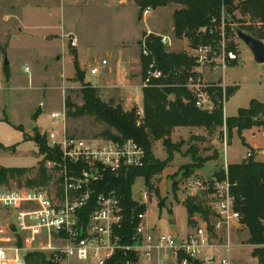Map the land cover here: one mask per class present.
Returning a JSON list of instances; mask_svg holds the SVG:
<instances>
[{"label":"rangeland","instance_id":"374dc122","mask_svg":"<svg viewBox=\"0 0 264 264\" xmlns=\"http://www.w3.org/2000/svg\"><path fill=\"white\" fill-rule=\"evenodd\" d=\"M126 2L127 0H0V166L27 168L21 182L25 178L35 177L38 167L43 163L44 155L38 153L35 142L29 138L35 130L42 136L51 130L61 131L65 128L69 135L92 139L103 137L101 134L107 129L104 123L92 116H65V120L63 119L65 97L68 96L74 104L82 103L81 84L73 78L75 69L71 53L76 52V49L70 45L71 38L79 39L80 58L86 64L81 67L85 86L107 87L117 82L123 74L118 68L114 73L107 74V66H104L97 75H91L89 70L90 64L94 65L93 58L99 63L104 58L110 64L120 61L126 68H136V38L142 29L147 32L150 26H153L151 34L171 36L172 44L164 45L165 51L191 52L188 39L180 41L174 36L170 17L174 6H168L158 16H149L147 22L138 21V16L143 15L144 10L139 11L132 1ZM142 37L143 35L139 40ZM226 42L228 50L237 54V60L227 67L224 78L221 71L212 72L211 77L222 78L229 85L237 86L233 94L227 98L222 96L221 99L223 113L226 117H232L237 115L239 109L248 108L252 99L264 102V62H256L250 49L235 33L227 32ZM119 44H128L129 47H116ZM114 49L115 56L110 58L109 53ZM138 57V76L141 81L140 50ZM4 58L8 60V65L3 64ZM214 79L207 82L211 84L208 88L213 92L220 82ZM98 90L101 100L105 102L118 98L124 100L117 88ZM140 90L137 87L130 97L132 107L142 105L141 100L139 103L135 101L136 96L141 99ZM52 112L59 113V118H52ZM244 133L246 130L242 134ZM190 134L201 135L204 131L198 128H180L173 133L172 139L186 142ZM253 142L260 144L259 134L255 133ZM155 144L154 157L165 160L167 154L163 146L159 142ZM198 146L204 148L201 152L203 156L210 157L216 150L218 157L195 169L192 175L211 176L223 166L224 161L228 164L237 163L248 151L254 159H262L261 151L256 154L253 148L244 143V137L241 141L235 128L230 134L226 126L221 133L218 132ZM186 148L187 144L182 145L180 153H175L172 161L154 179L151 189L156 190L153 192L154 199H157L158 204L164 200L162 207L154 199L146 206V221L155 236L169 231V218L175 219L178 237L189 230L186 207L179 203L185 196L186 178L183 176L185 169L182 166L191 162L190 157L184 155ZM174 183L177 189L172 187ZM15 186L17 182L10 180L1 187ZM143 189L144 182L139 177L132 186V197L139 200ZM171 192L176 197L174 202L171 201ZM0 220L6 221L1 209ZM247 237L246 230L240 228L231 236L230 264H261L252 256L253 246L247 242Z\"/></svg>","mask_w":264,"mask_h":264},{"label":"built area","instance_id":"2783aa9c","mask_svg":"<svg viewBox=\"0 0 264 264\" xmlns=\"http://www.w3.org/2000/svg\"><path fill=\"white\" fill-rule=\"evenodd\" d=\"M148 11L149 8L143 13ZM150 34L148 30L139 41L140 56L146 59L141 89L166 77L147 45ZM201 34L211 38L188 53L195 66L182 86L197 108L210 111L214 107L208 91L211 84L195 67L221 71L224 76L227 67L237 60V54L228 50L223 16L219 21L212 19ZM159 37L163 45H171L168 35ZM70 45L76 46L75 38H71ZM100 63L105 64L106 60ZM97 72L96 65L89 70L91 75ZM62 115L65 120V113ZM136 115L139 124L142 107L136 109ZM50 116L59 118V113L52 112ZM45 137L50 152L43 162L48 184L34 188L0 186V209L6 216V221L0 220V264L24 261L28 252H49L62 264H105L118 251L125 254L124 264H230V239L240 228L241 216L234 209L226 161L221 179L192 174L185 179V196L179 203L184 202L185 207L186 199L200 203L209 213L206 219L196 212L188 224L189 230L181 237L176 232L173 235L170 226L167 233L155 236L146 221V206L155 193L144 184L140 199L132 197L140 211L135 215L133 232L126 236L122 232L123 198L110 187V181L130 169L143 167L144 148L132 139L75 137L66 133L65 128L46 132ZM251 155L248 151L244 159Z\"/></svg>","mask_w":264,"mask_h":264},{"label":"trees","instance_id":"16d2710c","mask_svg":"<svg viewBox=\"0 0 264 264\" xmlns=\"http://www.w3.org/2000/svg\"><path fill=\"white\" fill-rule=\"evenodd\" d=\"M143 11L147 8L157 9L164 6H174L172 12L173 33L178 39L189 40L191 47L207 42L209 35H202L201 29L209 27L212 19L219 21L225 18L226 34L233 28L241 29L252 36L264 40V0H131ZM231 22V24H230ZM144 32L142 35H145ZM148 47L157 57V66L166 74L165 78L153 80L152 85L142 88L143 115L137 124L136 107L125 110L113 100H101L96 87L83 84L84 74L75 53L73 54L74 80L81 84L80 105L71 102L67 96L64 99L65 115L69 118L92 116L104 123L107 129L102 132L105 138L118 140L132 139L146 151V162L141 168H133L118 178L111 179L110 187L114 188L123 198L124 204V235L129 236L136 225L135 215L140 211L132 198V186L139 177L144 184L153 189L154 179L172 161L175 153H180L181 147L187 144L184 155L190 157L189 164L183 165V176L187 178L195 169L201 168L207 161L218 157L217 151L213 155L203 156L204 148L199 143L221 133L224 126L231 134L235 128L237 135L243 140L244 130L260 128L264 136V102L252 99L248 108L238 110L236 116L224 117L222 96L227 98L233 94L237 86L227 85L222 88L208 89L214 107L212 110H202L195 106L190 93L182 86L189 71L195 66V61L185 50L180 52L165 51L160 37L150 34L146 39ZM142 72L146 66V59L141 57ZM214 90V89H213ZM198 128L204 134H190L184 140L173 141V133L180 128ZM35 142L38 153L44 155L43 161L50 157L45 134L42 136L34 131L29 137ZM44 141V142H43ZM159 142L166 152L165 160H158L153 155L155 143ZM264 150V148H263ZM27 168H13L0 166V186L15 180L17 186L29 188L44 187L48 184V172L43 166L38 167L35 177L20 179L25 176ZM214 177L224 176L223 167L215 172ZM228 178L231 184V194L234 197V209L240 213V229L248 233L247 242L253 246L252 256L259 263L264 264V159L256 160L251 155L237 163L228 164ZM177 189L176 184L172 187ZM156 191V190H155ZM154 191V192H155ZM172 193V192H171ZM172 199L176 197L172 193ZM164 203L160 201L159 206ZM188 224L196 212L206 219L208 212L193 200L186 199ZM19 243V241H18ZM125 254L121 251L106 261L105 264H124ZM25 264H60L54 254L46 255L42 252H28L24 256Z\"/></svg>","mask_w":264,"mask_h":264},{"label":"crops","instance_id":"0c3cea01","mask_svg":"<svg viewBox=\"0 0 264 264\" xmlns=\"http://www.w3.org/2000/svg\"><path fill=\"white\" fill-rule=\"evenodd\" d=\"M128 1H131V0H127V2L126 3H128ZM119 2H120V0H119ZM133 2V1H132ZM126 3H121V4H126ZM168 6H164V7H159V8H157V9H149V11L147 12V13H143V15L141 14V15H139L138 16V21H143V20H147V22H148V20H149V16H151V15H155V16H158V15H160V13H162L166 8H167ZM175 8V7H174ZM174 10V9H173ZM172 12V11H171ZM138 13H139V11H138ZM170 17H171V27H172V29H173V23H172V13L170 14ZM149 23H150V21H149ZM151 27H153V26H150L146 31H148V30H152L151 29ZM145 32V30L144 29H142L141 30V32L138 34V36H137V38H136V60H137V67L136 68H131V67H129V68H126V67H124L123 65H122V63L119 61V62H115L114 64L112 63V64H110L109 63V61L108 60H106V63L105 64H101V63H99L97 60H95L94 58H93V62H94V65H96L97 66V68H98V72H97V74L99 73V71L101 70V67L103 68L104 66H107V71H106V73L107 74H111V73H114V70L116 69V68H118V70H122L123 71V74H122V77H120V79L117 81V82H115V83H113L112 85H109V86H107V87H102V85H98V86H92V87H96V88H98V89H102L103 90V88H108V87H110V88H117L118 89V93H120L121 95H122V97H124V100L123 99H110V100H113L114 102H115V104H120L125 110H128V109H130L131 107H132V105H133V102L132 103H130L131 102V96H132V94L135 92V90H136V88L137 87H139L140 88V86H139V76H138V74H139V70H140V60H139V57H138V50H139V38H140V36L143 34ZM162 35V34H161ZM73 36V35H72ZM169 37H170V39H171V44H172V38H171V36L170 35H168ZM74 37V36H73ZM75 38V40H76V46H74V48L76 49V52H72L71 54H74L75 53V55H76V57H77V60H78V63H79V66H80V68L82 67L83 68V66L84 65H86V64H83V62L81 61V58H80V52H79V50H78V46H79V39L77 38V37H74ZM178 39V38H177ZM180 41H182L183 40V38H181V39H179ZM116 47H118V48H120V47H123V48H125V47H129V45L128 44H119V45H116ZM174 52H180V51H182V50H180V51H178V50H173ZM114 53V54H113ZM115 56V49H114V51L111 53H109V57L111 58L112 56ZM57 59H58V57H57ZM101 60H104V58H102ZM101 60H100V62H101ZM118 61V60H117ZM236 61V60H235ZM234 61V62H235ZM72 62H73V56H72ZM95 63H97V64H95ZM93 63H91L90 64V66L92 67V66H94V65H92ZM231 64H233V63H231ZM230 64V65H231ZM123 66V67H122ZM90 67V68H91ZM82 68H81V70H82ZM195 69H197L198 71H200L202 74H203V78H204V80L206 81V82H210V81H213V79L214 78H212L211 77V71L209 70V69H207L206 67H195ZM132 71V72H131ZM97 74H95V75H97ZM134 74H136V75H134ZM131 75V76H130ZM142 75H143V72H142ZM222 75V74H221ZM223 78H224V76H222ZM73 78H74V76H73ZM142 78V77H141ZM125 79V80H124ZM216 79H218V81H220V82H218L217 83V86L218 87H220V88H222V90H224V87L225 86H227V85H229L227 82H225L222 78L220 79V78H216ZM216 79H214V80H216ZM141 89V88H140ZM140 92H141V99L138 97V96H136L135 97V101H137L136 103H139V101L141 100V102H142V91L140 90ZM125 107H124V106ZM139 105V104H138ZM139 107H141V105L139 106ZM225 115V114H224ZM226 116V115H225ZM255 133L256 134H259V136H260V144L258 145V144H256V143H254L253 142V138H254V135H255ZM242 136L244 137V143L247 145V146H250L251 148H253L254 149V151H255V153L256 154H258L259 153V151H261V154H262V159H260V160H263L264 159V150H263V148H264V136H263V132H262V130L260 129V128H252V129H249V130H246V133H244V134H242ZM244 158H242V160H243ZM256 160H258L257 158H255ZM242 160H240V161H242ZM239 161V162H240ZM200 176H202V175H200ZM211 176H213V174L211 175ZM211 176H208V177H211ZM180 205H182V206H184V204H180Z\"/></svg>","mask_w":264,"mask_h":264},{"label":"water","instance_id":"95a60500","mask_svg":"<svg viewBox=\"0 0 264 264\" xmlns=\"http://www.w3.org/2000/svg\"><path fill=\"white\" fill-rule=\"evenodd\" d=\"M231 24V22H230ZM233 31L236 37L241 40L252 52L254 60L258 63L264 62V42L251 34L238 29L236 27L233 28ZM8 60L4 58L3 64L8 65ZM184 204V202H182ZM168 224L170 226V232L174 235L175 234V219L169 218ZM10 229L14 231V226L11 225ZM12 264V263H11ZM19 264H25L24 261L20 260Z\"/></svg>","mask_w":264,"mask_h":264},{"label":"bare ground","instance_id":"6f19581e","mask_svg":"<svg viewBox=\"0 0 264 264\" xmlns=\"http://www.w3.org/2000/svg\"><path fill=\"white\" fill-rule=\"evenodd\" d=\"M12 264H19V262H13Z\"/></svg>","mask_w":264,"mask_h":264}]
</instances>
